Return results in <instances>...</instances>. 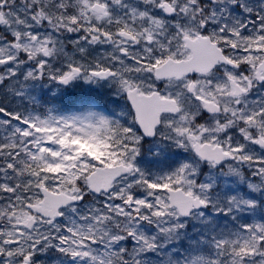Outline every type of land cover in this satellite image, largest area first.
<instances>
[{
	"label": "snow or ice",
	"instance_id": "obj_1",
	"mask_svg": "<svg viewBox=\"0 0 264 264\" xmlns=\"http://www.w3.org/2000/svg\"><path fill=\"white\" fill-rule=\"evenodd\" d=\"M0 264H264V0H0Z\"/></svg>",
	"mask_w": 264,
	"mask_h": 264
}]
</instances>
